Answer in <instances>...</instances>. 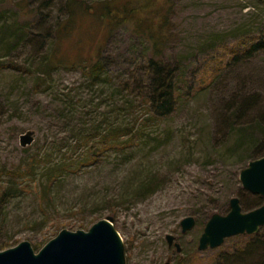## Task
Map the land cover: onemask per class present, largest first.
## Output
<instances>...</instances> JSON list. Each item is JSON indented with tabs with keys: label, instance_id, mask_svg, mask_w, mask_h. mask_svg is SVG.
<instances>
[{
	"label": "rangeland",
	"instance_id": "1",
	"mask_svg": "<svg viewBox=\"0 0 264 264\" xmlns=\"http://www.w3.org/2000/svg\"><path fill=\"white\" fill-rule=\"evenodd\" d=\"M82 1L90 12L67 21L66 0H0V180L19 178L26 189L25 199L1 211L8 221L0 251L28 241L38 253L64 229L88 231L111 217L127 264H257L252 235L198 247L210 218L227 215L231 199L239 198L244 212L264 204L240 181L264 148V125L246 137L227 110L235 94L258 93L264 106V50L251 51L264 40V0H136L151 7L140 13L154 14L152 28L167 39L164 61L176 77L175 109L160 119L144 98L121 90L130 81L139 86L151 54L149 42L133 33L137 17L112 22L128 0ZM106 1L111 19L101 10ZM168 12L169 29L162 31ZM100 57L107 71L95 84L83 65ZM223 117L230 122L225 128ZM72 122L81 134L72 132ZM120 129L133 134L116 144L113 131ZM27 131L35 142L24 148ZM52 165L76 170L60 184L59 203L45 200L44 215L41 196L19 169ZM151 178L154 187L140 190ZM186 217L196 225L183 233ZM167 235L177 237L182 252Z\"/></svg>",
	"mask_w": 264,
	"mask_h": 264
},
{
	"label": "trees",
	"instance_id": "2",
	"mask_svg": "<svg viewBox=\"0 0 264 264\" xmlns=\"http://www.w3.org/2000/svg\"><path fill=\"white\" fill-rule=\"evenodd\" d=\"M85 1L82 0H66L65 2V9L67 12V21H69L72 16L77 13L79 10H84L86 12L88 7ZM136 0H128L127 4L123 7L124 14L121 16H116L112 22L118 26L119 24L125 23L130 21L132 18L137 17L136 29H134V34L143 36L148 42L151 50L150 58L148 59L146 65L145 75L141 78L138 87H134L132 83H125L121 90L123 89L125 92H129L131 94H135L136 96L144 98L146 100V106L148 110H150V114L154 116L155 119L165 118L169 116L175 109V76L172 75L171 70H168L165 64V53L167 51L168 43L167 39L164 37V34L159 35L156 31L152 28V23L154 22V14L151 16H143L142 11H148L151 9L149 5L145 4H138L135 3ZM88 7V8H87ZM92 9V8H91ZM104 11V16L106 18H110L112 16V6L109 1L103 3L101 8ZM170 13H166L163 16V20H161V29L164 31L165 29H169V24L171 21ZM111 19V18H110ZM111 24L115 26L113 23ZM264 50V40H260L257 43H254L251 47V51L254 53H258ZM59 63L51 61V65L55 68L59 67ZM85 71L89 68V78L96 84L101 80V78L105 75L107 71L106 65H103L102 58L96 60L94 63L87 65H83ZM144 78V79H143ZM146 79V80H145ZM138 89V91H137ZM237 98L240 104L237 103L232 109H227L229 115L225 113V116H230V120L234 121L237 126L240 127V132L244 136H250L249 133L255 134V129H261L264 125V106L260 104L261 96L256 93L251 97H247L246 95H239L235 94L233 96ZM230 110V111H229ZM253 112H256V116L253 117L254 119L250 120L247 124L242 120L246 116L247 118ZM233 118V119H232ZM244 123V124H243ZM225 126L230 124L227 117H223L222 122L220 123ZM72 132H77L81 134L82 131L79 128V124L71 123ZM114 132V142L117 144L122 137L127 135L133 134V131H121L116 130ZM136 133V132H134ZM258 135L261 132L257 133ZM264 138V137H262ZM261 139L258 138V143H263L260 141ZM264 140V139H263ZM262 140V141H263ZM253 140H251L252 145H254ZM259 144V145H260ZM264 146V145H263ZM261 152L257 153L253 159L249 161H253L259 158L264 157V148L260 150ZM92 155V153H91ZM53 169H19V173L23 172V175H26L28 182L33 183V188L35 190V195H40L42 198V202L40 200V207L43 210V214L46 215L49 212V207L45 204V200L58 202L57 198H59V191L58 188L61 183L64 182L65 179H68L69 176L73 175L72 172L76 169H58L56 165H52ZM56 167V168H55ZM40 174V175H39ZM35 178L32 179V177ZM36 176H41L40 178H36ZM31 179V180H30ZM25 181V180H24ZM19 178H10L6 181L0 180V228H2L8 221V216H2L1 211L5 206L6 202L12 201H19L23 200L26 197V189L24 188L23 184L21 183ZM147 182V183H146ZM142 182V187L140 190H147L154 187V182L156 183L155 179H149V181ZM152 189L151 191H154ZM44 196V197H43ZM241 201V200H240ZM59 208V204H55ZM264 229L260 231V233L252 235L253 238L256 239V242L251 245V253L256 259L257 264H264ZM11 246L4 244L3 250L9 249ZM241 254V253H240ZM244 255V253L242 254Z\"/></svg>",
	"mask_w": 264,
	"mask_h": 264
},
{
	"label": "water",
	"instance_id": "3",
	"mask_svg": "<svg viewBox=\"0 0 264 264\" xmlns=\"http://www.w3.org/2000/svg\"><path fill=\"white\" fill-rule=\"evenodd\" d=\"M35 133L27 131L20 137L24 148L33 145ZM245 190L264 198V157L253 160L240 173ZM227 215L214 214L204 229L199 250L221 247L229 238L238 235H255L264 228V204L244 212L239 198L230 201ZM196 225L194 217L182 220V232L192 230ZM170 247L182 252L177 237L167 235ZM0 264H127L124 240L111 217L93 224L88 231L62 230L56 238L36 253L30 242L24 241L13 248L0 251ZM166 264H171L167 262Z\"/></svg>",
	"mask_w": 264,
	"mask_h": 264
}]
</instances>
